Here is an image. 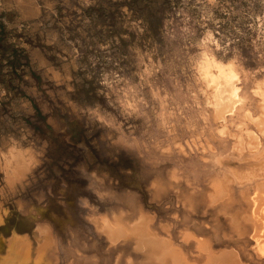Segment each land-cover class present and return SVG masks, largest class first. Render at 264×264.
Here are the masks:
<instances>
[{"label": "rangeland", "instance_id": "rangeland-1", "mask_svg": "<svg viewBox=\"0 0 264 264\" xmlns=\"http://www.w3.org/2000/svg\"><path fill=\"white\" fill-rule=\"evenodd\" d=\"M205 46L235 60L254 112L264 0H0V154L33 157L14 187L0 168V252L17 231L35 247L42 225L50 264H143L132 233L112 242L98 223L129 227L142 212L190 261L204 260L183 240L193 231L215 252L264 264L231 222L247 182L210 198L222 172L255 158L234 146L238 109L218 132L196 76Z\"/></svg>", "mask_w": 264, "mask_h": 264}, {"label": "bare ground", "instance_id": "bare-ground-1", "mask_svg": "<svg viewBox=\"0 0 264 264\" xmlns=\"http://www.w3.org/2000/svg\"><path fill=\"white\" fill-rule=\"evenodd\" d=\"M206 46L205 48L202 47V50L200 49L199 55L197 54L198 58L195 68H197L198 75L196 76H199L197 78L199 82L201 81L202 92H204L209 104H211L210 106H212L211 111L216 123H219L218 125L222 127L218 132H228V127L226 128L228 125L225 121L226 114L228 112L234 113L238 109L236 114L238 126L236 124L237 128H235V132L233 131L236 136L234 146L237 147L239 155L246 154L243 151L245 149L249 155L255 158V160L248 162L244 168L243 166L241 167L245 170L222 172L216 183H213L214 191L210 198L214 202L224 197H230V182L233 180L247 182V185L241 191L242 207L237 215H233L234 217L231 222L241 234L248 236L253 242V249L257 259L264 262V147L260 148L259 144L261 140L252 131L253 129L260 132L264 131V82L262 81L264 78L262 77V82H257L256 80L253 89L252 87L250 89L252 90L250 92L254 95L253 99L256 101V107L253 109L254 112H251L247 108L248 106L243 105L244 103L242 104L243 95L240 94V86L238 84L241 75L239 76L235 60L229 59L230 57L227 58L229 60H222L219 58L220 56L217 57L212 52L213 49L210 51ZM255 113L258 116L255 115L256 117H254ZM234 116H231V118ZM17 149L10 148L8 152L6 151L7 153L3 152V154H0V168L5 174L4 181H6L9 187H14L18 181L24 178L23 176L27 174L26 171L28 172L33 161L30 153L28 156L25 154L26 151L25 153L22 152V148V151ZM2 205H0V221H3L2 216L4 215H2ZM118 219L110 222L106 217L102 216V220L100 219L102 222L98 219L96 220L101 222H98L99 225L101 224V228L112 242L120 239V237L129 236V233H132L137 240L138 248H144L143 252L145 251L146 259L143 264H198L194 259L190 261L182 249L180 247L177 248V244V247H175L170 237L162 235L161 237L152 232L148 223L149 220H146L142 212H140L138 220L133 221V224L131 222L129 227H126L130 224L129 222H126L128 224L124 225L123 220L118 221ZM48 228L50 229V227H42V225L36 228V230L38 229V232H36L39 233V241L35 247L30 242L32 238L29 240L30 236H27V234H19L18 231V233H12L11 237L7 239L6 248L3 252H0V264H50L48 263L49 259H47L46 254L49 251L51 252L53 247L51 250L49 248L54 240L51 238L52 234L49 235L51 231L49 230V232ZM98 228L100 227L98 226ZM33 234L35 235V233ZM195 234L193 231L191 233L188 231L185 233L183 240L185 239L186 241L189 237H193L195 245L198 247L197 250H200L204 254L201 255L204 257V260L200 264H249L242 261L239 255L236 252H231V250L215 252L207 241ZM54 243L52 246H54ZM51 258L53 259V257ZM127 261L129 262V260ZM133 263L135 262H130V264ZM53 264L55 263L53 262Z\"/></svg>", "mask_w": 264, "mask_h": 264}]
</instances>
